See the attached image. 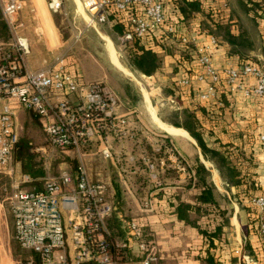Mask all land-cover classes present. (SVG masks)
Here are the masks:
<instances>
[{"label": "crops", "instance_id": "obj_1", "mask_svg": "<svg viewBox=\"0 0 264 264\" xmlns=\"http://www.w3.org/2000/svg\"><path fill=\"white\" fill-rule=\"evenodd\" d=\"M162 1L166 9L170 10L175 7L174 1L186 3L193 0ZM199 1L203 4L202 9L207 5L212 6L219 21L230 25L232 34L237 36L241 31H246L251 45L233 54L232 47L226 41L205 30V26L210 24L204 10L194 13L192 17H185L177 8L172 16L177 20L178 32L168 35L163 30L155 36L156 38L151 36L145 42V46L162 61L156 74L148 77L162 78L164 86H175L180 102L175 106L172 97L168 96L162 105L176 111H195L199 120L204 119L207 145L219 151L224 150L226 146L237 150L245 174L240 175V180L249 183L256 181L263 192L264 144L260 142L259 136L264 132V98L250 93L256 85V80L248 78L240 81L241 87L234 93L225 85H221L216 97L203 101L198 94L206 91L208 82L193 80L186 88L183 87L184 92L180 94L177 88L180 76L176 77L174 70L178 53L192 49L184 48L180 44L181 35L197 37L200 45H206L212 37H217L218 45L212 56L215 67L219 69L240 68L248 61L264 66V42L261 45L259 36L256 40L236 14L235 2L243 8L244 0ZM43 6V0H27L21 14L23 26L20 35L27 39L30 47L26 57L28 68L32 71L41 70L66 54L69 70L77 77L80 76L82 82L101 81L118 96L120 106L117 114L125 116L129 124L121 136L111 134L103 139L95 138L87 148L81 150H61L50 144L40 118L35 113L25 109L17 112L16 129L22 130L19 138L30 141L31 152L35 153L36 162L41 163L44 175L35 180L37 183H31V180L24 183L27 176L20 175V168L13 158L9 169H0V264H24L30 259L39 264L37 255L23 250L15 239L9 199L18 185L24 190L42 191L45 181L49 178L58 177L65 172L75 176L77 168L71 164L72 161L78 166L82 163L93 182L106 185L107 199L116 207V212L107 222V238L113 244L115 258L121 259L123 256L118 247L128 242V222L137 219L143 226V241L157 249L159 260L155 264H207L208 251L215 255L219 264H245V256L252 258L256 264H264L259 239L248 231L247 208L251 206L250 201L256 196V192H253L251 199L244 195L245 198L241 201L237 195V186L232 184L226 173H219L215 164L205 158L197 141L187 130L178 128L184 130L191 138L172 135L160 128L157 123L159 119L164 124L172 127L173 125L163 121L159 108L156 107L157 114L150 109L149 106L154 107L151 97L148 102L143 87L137 89L123 78L121 73H118L122 71L110 58V64L113 66L111 69L101 67L97 63L87 64L88 68H82L78 59L71 54L75 34L69 30V34L65 35L55 19L42 12ZM243 11L256 23L251 14ZM117 23V18L111 16L108 23L92 27L99 33V28L106 25L119 38L120 34L116 32ZM103 35L112 40L110 34ZM251 58H256V61ZM188 70L191 77L198 72L197 61H192ZM173 82L175 85H172ZM61 99H66L72 104L78 102L75 95L63 98L52 95L53 102ZM5 104L6 101L0 99V116ZM203 107L210 112V119L202 117L200 110ZM146 117L151 120L149 124ZM139 122L147 125H141ZM31 126L32 133L29 132ZM199 164H203L210 172L209 181L219 194V208L214 207L215 210L211 211L209 216L203 213L202 208L199 211L196 209L197 197L200 194V189L196 187V168ZM61 166L66 168L60 170ZM182 203L192 206L188 213L191 218L197 220L199 227L212 231L219 226L223 227L224 237L214 242L218 245L216 249L210 250L208 239L198 228L179 219L177 210ZM222 211L225 216H221ZM216 213L217 216L212 215ZM255 214L257 217V212ZM225 220L228 221L227 224ZM247 241L259 253L257 259L250 255L246 247ZM130 247L128 256L133 260H140L143 255L138 244L131 242Z\"/></svg>", "mask_w": 264, "mask_h": 264}, {"label": "built area", "instance_id": "obj_2", "mask_svg": "<svg viewBox=\"0 0 264 264\" xmlns=\"http://www.w3.org/2000/svg\"><path fill=\"white\" fill-rule=\"evenodd\" d=\"M26 1L0 0L2 17L12 34L7 45L12 52L7 53L4 45H0V99L6 101L0 116V169L3 170L10 168L19 140L15 125L19 110L35 113L50 144L61 150H81L95 138L121 136L129 124L125 116L117 114L118 96L101 81L82 82L80 76L69 70L66 54L41 70L28 68L26 57L30 47L20 35ZM79 1L90 26L108 23L111 16L125 22L127 30L118 38L122 46L145 39L152 32L164 30L174 35L177 31V27L167 23L162 0ZM49 8L60 13L62 0H51ZM180 44L195 50L199 71L192 77L181 76L179 85L187 87L193 80L207 81L206 91L198 94L201 100L216 97L221 85L234 93L240 89V81L248 78L256 80L250 93L264 98V66L248 61L240 68L215 67L212 52L218 40L214 37L210 43L200 45L197 37L181 35ZM52 95L57 98L75 95L78 102L72 104L66 99L53 102ZM259 140L264 144V132ZM24 180V183L30 181L28 177ZM106 194V185L93 182L82 163L75 176L65 172L47 179L42 191L24 190L18 185L9 199L16 241L23 250L36 254L39 264L157 263V249L143 241V226L137 219L128 222V242L118 247L123 256L115 258L113 244L107 238V222L116 207ZM250 204L257 212L258 236L264 239V193L254 196ZM131 242L138 244L143 255L140 260L128 256ZM244 260L245 264H256L250 257L245 256ZM24 264H36V261L30 259Z\"/></svg>", "mask_w": 264, "mask_h": 264}, {"label": "trees", "instance_id": "obj_3", "mask_svg": "<svg viewBox=\"0 0 264 264\" xmlns=\"http://www.w3.org/2000/svg\"><path fill=\"white\" fill-rule=\"evenodd\" d=\"M174 5L175 7L170 8V10L166 9L167 23L169 25L177 27V20H175L172 16L173 13H175V9L177 8L181 10L182 14L185 17H192L194 13L204 10L206 18L210 24V26H205V30H207L213 35H216L217 37L220 36L224 41H226L232 47L231 53H239L241 48L251 45L250 40L247 37V32L241 31V33L237 36L232 34L230 25L221 23L219 21L217 16H215V11L212 6L207 5L205 9H202L203 4L199 0H193L190 2L186 1V3L174 1ZM242 6L248 14H251L253 16V20L256 21V24L259 25L260 22L264 23V0H244L242 2ZM126 30L127 26L125 22L118 21L116 25V32L122 35L125 33ZM178 30L179 29L177 27L176 33L178 32ZM159 33L160 32H152L147 38L136 39L134 42L124 46L125 48H129L128 55L132 60L131 64L129 65L130 68L136 69L137 71L147 76H152L156 74V72L161 68V59L156 55V53H154L151 49H148L145 46V42L148 38H150L151 36L155 37ZM9 43V28L6 25L0 10V44H6L5 46H7ZM8 47L9 46H7L5 49L7 53L12 52L11 48ZM178 55L179 56L176 57V67L174 70V75L176 77H190L191 72L188 70V66L192 61H197L195 50L190 49L189 51H182L178 53ZM172 85H175L174 82L172 83ZM183 87L185 86H177L180 94H183L184 92ZM170 88L172 96L177 97V89L175 88V86H171ZM200 111L202 117L205 116L204 118L210 119V112L206 108L203 107ZM162 119L163 121L168 122L177 128H184L185 130H187L191 134V136L197 141L199 147L202 149L205 158L214 162L219 169L224 168L226 170V175L230 177L232 184L237 186V189L239 191L237 195L241 201L242 198H245L244 195L251 199L254 196H252L253 192H256V196L264 193V191L262 192L260 190L261 188L257 186L256 181L249 183L248 181L243 182L242 180H240V175L245 174L242 170L243 162L240 161L238 157L239 152L237 150L232 149V147L226 146L224 150L219 151L207 145L205 141L206 132L203 128L204 119L199 120L195 111H191L189 109H185L182 111L175 110L169 113V117H162ZM31 148L32 146L28 139L19 138L13 150L12 156L13 160L20 168V175L22 177L27 176L31 180V183H37L35 180L43 177L44 171L42 169L41 163L36 162V155L35 153L31 152ZM71 164L74 166V168H78L76 162L72 161ZM196 170V187L200 189V194L197 197L198 206H196V209H198L199 211L202 208L203 213L209 216L211 214V211L215 210L216 208H219V194L217 193L215 186L209 181L210 172L206 169V167L203 164H199ZM190 209H192L191 205L184 203L180 204L177 210L179 219L187 224L198 228L200 233L208 239L210 244V250L216 249L218 245H216L214 242L216 239H221L224 237L223 227L219 226L213 231L207 228L199 227L197 225V220L191 218V216L189 215L188 212ZM247 210L249 213V234H253L259 239L260 252L264 254V239L258 236V232L256 229L257 217L255 214V209L252 206H249ZM221 214V216H225L223 211L221 212ZM212 215L217 216L218 214L216 213ZM227 222L228 221L225 220L226 224ZM246 247L250 251V255L257 259V255L259 253L251 247L249 241H247ZM206 262L207 264H219L217 263V258L215 257V255L211 254L210 251H208Z\"/></svg>", "mask_w": 264, "mask_h": 264}, {"label": "rangeland", "instance_id": "obj_4", "mask_svg": "<svg viewBox=\"0 0 264 264\" xmlns=\"http://www.w3.org/2000/svg\"><path fill=\"white\" fill-rule=\"evenodd\" d=\"M51 0H43V13H46L50 16H52L57 25H59L61 27V31L66 35L69 34V30L72 33L75 34V39L73 41V43L71 44L72 48H71V54L74 55L78 61L80 62V66L82 68H88L89 64H93V63H97L99 66L104 67V68H110L113 67L110 64V60L112 62V58H110V54L109 52H107V48L113 47V51L115 53V55L117 56L119 62L123 65L124 68H126L129 71V74L124 73V71L122 69H120L122 72L118 71V73H121V75L123 76V78L127 79L128 81H130L134 87H136L137 89H141V87H143V91L145 94V97L148 98V102H149V97H151L152 100V104L155 107H150V109H153L155 111V114H157V108H159V111H161V116L162 117H169V113L171 111H175V110H171L169 108H166V106L162 105L164 103L163 100L170 96L172 97V100H174V105L178 102H180V99L177 98L176 96H172V92H171V88L164 86L165 83L162 82L163 79L159 78H150L148 76H144L141 75L139 73V71H137L136 69H132L130 67L127 68V66H129L131 64V58L128 55V51L129 48H123V46L121 47L120 42L118 41V38L116 35H114L113 31L106 25H102L99 28V34L98 31H96V29L90 25H88V20L87 17L85 15V13L83 12V9L81 7L80 1L79 0H63V9L60 13H55L53 11L50 10L49 8V4H50ZM235 6H236V10H237V15L240 17V19H242L241 23H243V25H245L246 29H248L253 36L256 37L257 40V36H259L260 39V43L262 45V43L264 42V23L257 25L256 23H254L250 18H248L246 16V14L244 13V9L241 8L240 4L237 3V1L235 2ZM243 9V10H242ZM9 34H10V42L12 41V34L9 30ZM103 34L106 35H111V39L107 38L106 36H104ZM105 38H104V37ZM106 39V40H105ZM1 45V44H0ZM3 48L6 49L7 46H5L6 44H3ZM116 48V49H115ZM109 54V56H108ZM110 58V60H109ZM253 61H256V58H251ZM114 62V61H113ZM112 62V63H113ZM263 63V62H261ZM88 64V65H87ZM114 64V63H113ZM165 64V61H164ZM116 65V64H114ZM119 69V68H118ZM119 76V75H118ZM179 80V79H178ZM165 81V80H164ZM179 82V81H178ZM177 86L179 87V83L177 84ZM176 106V105H175ZM145 109V108H144ZM163 109V110H162ZM176 109V107H175ZM148 117V116H147ZM146 117V122H151V120L149 118ZM159 119V118H158ZM160 120V119H159ZM159 120L157 121V123L159 122ZM144 122V123H146ZM140 123V122H139ZM140 123L141 125H147ZM149 124V123H148ZM174 127V126H173ZM31 128L29 132H31ZM22 130H18V133L20 135ZM55 152H51V154H54ZM214 163V162H213ZM215 164V163H214ZM89 161H88V169L90 168L89 166ZM61 168V169H60ZM59 169L63 170L64 168H66V166H61ZM215 168L216 170L219 171V173L223 172V173H227L226 170L223 169H219L218 166L215 164ZM214 169V168H212ZM112 204H114L112 202ZM256 213V212H255Z\"/></svg>", "mask_w": 264, "mask_h": 264}, {"label": "bare ground", "instance_id": "obj_5", "mask_svg": "<svg viewBox=\"0 0 264 264\" xmlns=\"http://www.w3.org/2000/svg\"><path fill=\"white\" fill-rule=\"evenodd\" d=\"M108 52L110 54V58H112L114 61V63L116 64V66L120 69H122L124 71V73H128L129 74V71L123 67V65L119 62L117 56L115 55L114 51L112 48L108 47ZM158 125L160 128L164 129L165 131H167L168 133L172 134V135H181V136H185V137H189L191 138L184 130L182 129H178V128H175V127H172L170 125H167V124H164L162 122H158Z\"/></svg>", "mask_w": 264, "mask_h": 264}]
</instances>
